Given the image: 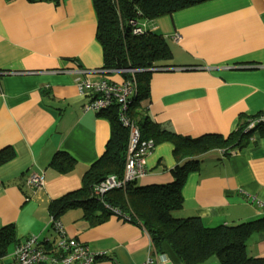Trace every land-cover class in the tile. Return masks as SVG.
Listing matches in <instances>:
<instances>
[{"label":"crops","instance_id":"1","mask_svg":"<svg viewBox=\"0 0 264 264\" xmlns=\"http://www.w3.org/2000/svg\"><path fill=\"white\" fill-rule=\"evenodd\" d=\"M150 26L167 38L172 60L151 73L142 116L195 139L227 136L241 115L264 112V0H205ZM95 32L92 0H0V151L13 152L0 163V227L10 224L15 232L1 257L5 262L17 241L36 236L49 247L56 241L49 227L51 203L81 188L111 137V118L83 111L88 98L76 87L78 79L106 76ZM250 129L247 144L232 153L216 148L199 156L181 186L183 205L175 217L196 215L215 227L262 215L257 201H264V123ZM173 149L167 141L158 143L146 158L147 174L133 184L170 182V170L179 163ZM58 151L74 160L66 172L50 165ZM40 171L44 184L27 187L29 174ZM89 210L69 207L58 219L67 235L106 253L94 264H141L158 252L145 228L112 214L92 224L89 217L101 211ZM161 252L181 264L168 245ZM246 254L264 256V231L247 240ZM200 264L220 263L211 258Z\"/></svg>","mask_w":264,"mask_h":264},{"label":"trees","instance_id":"2","mask_svg":"<svg viewBox=\"0 0 264 264\" xmlns=\"http://www.w3.org/2000/svg\"><path fill=\"white\" fill-rule=\"evenodd\" d=\"M203 1L92 0L96 17L95 38L101 46L104 73L106 76L118 75L119 82H133L135 91L128 103L127 114L139 126L142 137L152 139L154 147L164 141L171 143L174 157L179 162L170 170V182L147 186H135L131 182L125 190L106 192L104 200L118 207L123 215L130 218V222L145 228L155 250L161 252L162 246L168 245L181 264H200L211 258H217L220 264H264V256L251 257L246 254L247 240L255 233L264 231V215L237 224L215 227H206L196 215H173L183 205L181 186L187 174L197 169L199 156L216 148H223L229 154L245 146L251 133L247 125L253 115H241L237 126L227 136L209 134L195 139L174 135L161 129L147 116H142L146 114L151 73L156 69L170 67L172 60L167 38L151 28L150 22ZM135 27H141V32H134ZM119 68L135 71H112ZM106 76L103 79L112 80ZM98 113L108 114L111 118V137L103 154L85 172L81 188L51 203L50 216L54 218H58V214L65 209L78 205L90 209L88 212L91 213L94 208L101 211L89 217L92 224L103 221L111 214L101 208L99 202L91 196V190L94 183L108 174L122 176L128 129L116 118L117 108L114 103ZM12 156L10 150L0 151V163ZM50 165L58 171L66 172L74 166V160L68 154L58 151ZM14 241L13 226L9 224L0 227V258ZM19 242H15V245ZM42 246L49 248L46 243Z\"/></svg>","mask_w":264,"mask_h":264},{"label":"built area","instance_id":"3","mask_svg":"<svg viewBox=\"0 0 264 264\" xmlns=\"http://www.w3.org/2000/svg\"><path fill=\"white\" fill-rule=\"evenodd\" d=\"M133 30L139 33L142 28L135 27ZM112 71L133 72L135 70L119 68ZM82 72H89V70H82ZM76 87L81 95L88 98L82 106L83 111L98 113L114 103L117 108L116 118L128 129V146L122 176L108 174L94 183L91 196L112 215L130 221V218L123 215L118 207L109 205L104 200V195L113 189L125 190L127 184L145 176L147 174L146 158L154 149L152 139L142 137L139 126L127 114L128 103L135 91L134 84L129 80L117 82L107 79L95 81L78 79ZM260 123H264V112L251 118L248 128H254ZM43 184L44 171L31 172L26 179V186L31 189L40 188ZM257 204L261 214L264 215V201L258 200ZM49 227L57 235L56 241L49 248H44L38 237L30 236L15 246L9 261L5 262L0 258V264H94L97 257L106 254L105 252H92L87 244L67 235L58 218L50 216ZM158 260L166 264H174L166 253L156 251L147 256L141 264H157Z\"/></svg>","mask_w":264,"mask_h":264}]
</instances>
